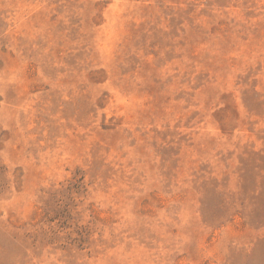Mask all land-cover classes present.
Returning <instances> with one entry per match:
<instances>
[{
	"label": "rangeland",
	"instance_id": "374dc122",
	"mask_svg": "<svg viewBox=\"0 0 264 264\" xmlns=\"http://www.w3.org/2000/svg\"><path fill=\"white\" fill-rule=\"evenodd\" d=\"M0 264H264V0H0Z\"/></svg>",
	"mask_w": 264,
	"mask_h": 264
}]
</instances>
